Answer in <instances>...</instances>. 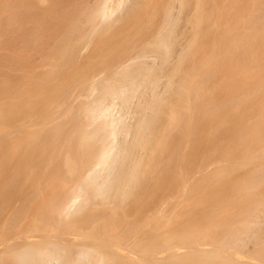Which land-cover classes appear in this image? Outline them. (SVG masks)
Wrapping results in <instances>:
<instances>
[{
    "label": "bare ground",
    "instance_id": "1",
    "mask_svg": "<svg viewBox=\"0 0 264 264\" xmlns=\"http://www.w3.org/2000/svg\"><path fill=\"white\" fill-rule=\"evenodd\" d=\"M0 264H264V0H0Z\"/></svg>",
    "mask_w": 264,
    "mask_h": 264
}]
</instances>
